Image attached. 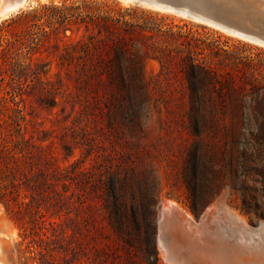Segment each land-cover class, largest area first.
I'll return each instance as SVG.
<instances>
[{"label": "rangeland", "instance_id": "1", "mask_svg": "<svg viewBox=\"0 0 264 264\" xmlns=\"http://www.w3.org/2000/svg\"><path fill=\"white\" fill-rule=\"evenodd\" d=\"M160 1L180 7L188 6L197 12L212 16L217 22L231 29L264 38V0ZM170 11L153 9L132 0H29L25 8L0 20V27L4 25L5 30H8L4 32L7 35L5 38L19 40L12 55L2 56L8 72L2 78L4 80L0 78V97H4L10 106H14L12 100L19 104L26 115V137L31 139V142L45 147L53 143L59 163L63 167H69L78 161L86 167L93 165L97 168V165L102 163V159H97L94 155L87 158L86 147L75 143L82 142L81 128L86 127V117L81 114L82 104L85 102L79 100V90L75 87L76 68L63 66L61 56L66 53L67 47L72 42L80 40L88 42L91 36L98 40L100 35L95 22L100 18L107 16L113 19L124 18V21L140 26L150 36V40L139 38L133 42L131 49L134 54L145 60V78L150 84L153 97L142 108L143 133L131 137L128 128L123 127V136L127 140L140 142L141 150L147 153L144 165L152 170L154 195L157 201L151 219L156 234L151 244L147 228L143 227V233L134 246L122 244L116 251V261L119 264H169L158 245L159 228L165 204L175 202L178 203L181 211H184V215L190 214L198 222V230L215 226L222 230L217 232L220 233L219 235L232 236V240L228 239L224 242L223 239L224 244L232 250L236 251L237 248L233 241L234 236H238L239 239L240 233L247 232L252 237L254 235L253 245L258 247L253 257L260 264H264V241H262L264 240V149L258 152L260 155H257L250 146L247 149V156L243 157L241 151L245 148L244 139L242 138L238 146L232 145L226 156V186L222 191L217 187L214 188L212 195L207 194L205 198L199 200L197 211H194L193 201L183 182L189 140L186 131L179 132L183 129L182 124L188 121L186 113L189 106L188 83L185 73L182 72L183 66L189 63L182 65L181 61L184 59L187 61V57L195 56L200 62H205L206 65L215 67L223 73L231 72L226 78L230 79L232 92L229 102L234 113L237 110V103L241 100L251 101L248 94L251 92L249 85L245 87L244 92H233L237 90L238 84L244 85V82L254 78L264 87V44ZM11 19L18 22L6 26ZM4 45L6 46V41ZM0 53H2L1 49ZM167 54L176 64L163 66L164 56ZM21 70H23L19 75L21 79H18L16 75ZM45 72L49 74L45 75ZM34 73H40L39 76L45 83H48L47 78H50L52 83L48 89L60 91L63 95V97L57 96L58 105L55 108L40 101L46 96L42 95L39 77ZM19 83L22 84V90L19 89ZM103 89L99 87L95 98L90 100L91 103L96 102L98 107H103L106 101ZM47 95V98L52 97L51 94ZM49 100L51 98L48 102ZM230 118L229 120L237 121L235 115H231ZM96 134L98 136V133ZM234 138H238L237 133L234 134ZM246 139L252 141L249 134ZM63 142L73 147L72 156L67 157L63 150ZM94 171L98 172L97 169ZM243 171L248 172L247 177H238ZM245 186L249 187V191L245 192L248 207L244 212L242 209L246 207L243 203L242 188H246ZM234 187L237 191L232 189ZM98 192L90 193L91 203L95 204L99 201ZM99 213L98 211L97 216ZM207 213L212 215L208 216ZM72 216L75 218L74 215ZM202 219L204 224L201 225ZM55 220L59 219L55 218ZM59 223L61 225L58 233L67 232L68 239L63 241L61 235L57 237L48 226V229L37 232L44 238V234H47L54 239L47 241L49 246L52 248L57 246V248L46 257L40 256L37 252L33 254L27 247L29 242L36 238L35 235L0 204V264L102 263L100 259L95 260L96 257L90 251L93 246L101 244L100 237L93 229L96 228V223L93 227V223L90 224L88 231L84 230L88 235L89 244L84 246L86 249L83 252L79 248V243L83 241L82 236L77 233L76 237H73V230L77 228L76 224L78 225L79 221L73 224L63 217ZM78 227L83 228V224H79ZM181 231L179 230V233ZM91 236L95 240L92 244ZM204 239L205 235L202 236V243L205 242ZM152 245L156 253H153ZM239 255L243 256L240 253Z\"/></svg>", "mask_w": 264, "mask_h": 264}, {"label": "trees", "instance_id": "2", "mask_svg": "<svg viewBox=\"0 0 264 264\" xmlns=\"http://www.w3.org/2000/svg\"><path fill=\"white\" fill-rule=\"evenodd\" d=\"M123 19L109 16L99 21L93 19L99 39L91 36L88 42H72L61 56L63 66L76 68L75 87L79 90V100L85 102L81 114L86 117V127L81 128L82 142L75 143L86 147L87 158L94 155L102 159L97 168L93 165L86 167L78 161L63 167L53 143L45 147L26 137V115L19 104L12 100L14 106H10L4 97H0V204L35 235L36 238L27 247L33 254L37 252L46 257L57 248L49 246L47 241L54 239L47 234L44 238L37 232L48 229V226L57 237L61 235L63 241L68 239L67 232L58 233L59 220L63 217L73 224L77 221L78 225L83 224V228L76 224L77 228L73 230V237L79 233L83 238L79 243L82 252L89 244L84 230L88 231L92 223V227L97 224L93 229L101 244L93 246L90 251L95 260H101L100 264H119L116 251L122 244L134 246L143 233V227L147 228L150 243L154 241L156 233L151 219L157 201L152 170L144 165L147 153L141 150L140 142L123 136V127L128 128L131 137L143 133L142 108L153 97L145 78V60L131 49L135 40H150V36L140 26ZM17 22L11 19L6 26ZM6 31L2 25L1 79L8 72L2 56L12 55L19 41L5 38ZM187 58V61L184 59L181 62L182 65L189 63L182 68L188 83V121L182 124L183 129L179 132L186 131L188 135V159L183 182L193 201V209L197 211L199 200L207 194L212 195L214 188L222 191L226 186V156L232 145L238 146L244 139L243 157L247 156L250 146L257 155L264 149V87L254 78L244 82V85H235L237 90L233 92H244L249 85L251 101L241 100L233 113L229 102L232 92L230 79L226 78L231 72L223 73L200 62L195 56ZM164 59V67L176 64L168 54ZM22 71H18V79H21L19 75ZM34 74L39 77L42 95L46 96L40 101L55 108L61 92L48 89L52 83L50 78L45 83L40 73ZM48 74L45 72V75ZM18 86L22 90V84ZM99 87L104 88L106 101L103 107L90 101L95 98ZM47 94L52 97L47 98ZM229 115H235L237 121L229 120ZM236 133L238 138H234ZM248 134L252 139L250 142L246 139ZM63 150L67 157L73 155V147L67 142H63ZM247 175L248 172L243 171L238 177ZM245 187L242 188L244 212L248 207L245 192L249 191V187ZM232 189L237 191L235 187ZM97 191L99 201L91 203L90 193ZM90 238L92 244L95 240L93 236ZM151 248L156 253L154 245Z\"/></svg>", "mask_w": 264, "mask_h": 264}, {"label": "bare ground", "instance_id": "3", "mask_svg": "<svg viewBox=\"0 0 264 264\" xmlns=\"http://www.w3.org/2000/svg\"><path fill=\"white\" fill-rule=\"evenodd\" d=\"M132 1H135V0H132ZM145 1L148 3L152 2L156 7H162L166 10L175 11L184 16H188V17H191L197 20L202 19V15L196 12H193L192 10H190L188 6L176 7L174 6V4L172 5L162 4L161 5L157 3L156 1H151V0H145ZM28 2L29 0H1L0 20L3 18H6L8 15L22 8H25ZM206 16L207 17L205 21L211 25H214L215 27L223 28L224 30L230 31L238 36L264 44L263 37H259L257 35L255 36V35L244 34L235 29H231L227 25L217 22L215 18H213L210 15H206ZM181 210L182 209H180L178 203L170 202V204H165L164 209L162 210V213H161L159 245L169 264H260V262H258L256 258L253 257V255H255L254 252H257V247H258V246L253 245L255 243V242L253 243L254 235L252 237V235H250L249 232L247 231H245L247 233L242 234L240 233L242 231L238 229L240 231L238 232V234L240 233L241 235L239 239H238V236L236 237L234 236L233 241L235 242V245L237 246V248L235 247L236 251L232 250L230 247H227L224 244V242L227 241L228 239H231L232 236L228 234H224V236H222V234L219 235L220 233L218 234L217 232L221 229H218V227H215V226L207 228V229L203 228L202 230H198L197 229L199 225L198 222L192 217V215L190 214L184 215L183 214L184 211L182 212ZM210 215L208 214V216ZM217 220H219V218ZM232 221L234 222V220ZM203 222H204V219L201 220V223L199 221L201 225L204 224ZM229 223H231V220ZM234 225H235V222H234ZM242 225H244V223ZM220 228H223V227H220ZM177 229L182 230V231L179 233V230L177 231ZM233 229H235V227H233ZM203 235H205V239H204L205 242L202 243ZM223 239H224V242H223ZM262 241L264 240L262 239ZM213 245H216V246H213ZM238 250L241 252H239ZM239 253L242 254L243 256L239 255Z\"/></svg>", "mask_w": 264, "mask_h": 264}, {"label": "water", "instance_id": "4", "mask_svg": "<svg viewBox=\"0 0 264 264\" xmlns=\"http://www.w3.org/2000/svg\"><path fill=\"white\" fill-rule=\"evenodd\" d=\"M151 1H156L157 3H159V4H161V5H162V4L172 5V4H169V3L162 2V1H160V0H151ZM132 2H135V3L141 4V5H143V6H147V7L153 8V9H158V10H162V11H167L166 9H164V8H162V7H156L152 2L148 3V2H146L145 0H135V1H132ZM174 6H176V7H180V6H177V5H174ZM190 10H192L193 12H196V13L202 15V19H201V20H203V21H201V22L208 23V22L205 21V20H206V17H207L205 14H203V13H201V12L199 13V12H197V11L191 9V8H190ZM170 12L177 13V12H175V11H170ZM177 14H179V13H177ZM189 18H191V17H189ZM192 19H194V18H192ZM194 20H195V19H194ZM208 24H209V23H208ZM228 32H230V31H228ZM231 33H232V32H231ZM233 34H234V33H233ZM248 40H249V39H248ZM159 235H160V228H159ZM158 245H159V239H158Z\"/></svg>", "mask_w": 264, "mask_h": 264}]
</instances>
